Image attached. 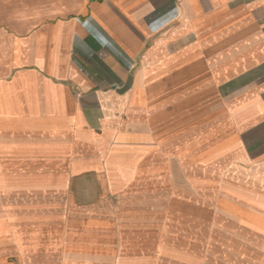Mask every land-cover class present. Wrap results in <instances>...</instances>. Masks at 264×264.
Instances as JSON below:
<instances>
[{
	"label": "crops",
	"instance_id": "obj_1",
	"mask_svg": "<svg viewBox=\"0 0 264 264\" xmlns=\"http://www.w3.org/2000/svg\"><path fill=\"white\" fill-rule=\"evenodd\" d=\"M0 264H264V0H0Z\"/></svg>",
	"mask_w": 264,
	"mask_h": 264
},
{
	"label": "built area",
	"instance_id": "obj_2",
	"mask_svg": "<svg viewBox=\"0 0 264 264\" xmlns=\"http://www.w3.org/2000/svg\"><path fill=\"white\" fill-rule=\"evenodd\" d=\"M178 16V12L177 9H172L171 11H169L166 15L163 16H159L154 18L151 22H150V27L152 30H159L161 27L164 26L165 24V18L168 17V20H173Z\"/></svg>",
	"mask_w": 264,
	"mask_h": 264
},
{
	"label": "water",
	"instance_id": "obj_3",
	"mask_svg": "<svg viewBox=\"0 0 264 264\" xmlns=\"http://www.w3.org/2000/svg\"><path fill=\"white\" fill-rule=\"evenodd\" d=\"M130 82H131V78H130V80H129V84H130ZM129 86V85H128Z\"/></svg>",
	"mask_w": 264,
	"mask_h": 264
}]
</instances>
